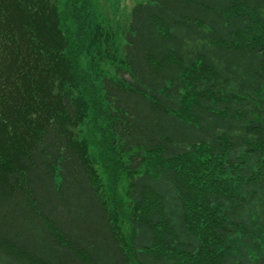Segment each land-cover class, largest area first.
I'll use <instances>...</instances> for the list:
<instances>
[{"label":"trees","instance_id":"1","mask_svg":"<svg viewBox=\"0 0 264 264\" xmlns=\"http://www.w3.org/2000/svg\"><path fill=\"white\" fill-rule=\"evenodd\" d=\"M87 4L71 39L53 0H0V264H264V0L136 4L100 89Z\"/></svg>","mask_w":264,"mask_h":264},{"label":"rangeland","instance_id":"2","mask_svg":"<svg viewBox=\"0 0 264 264\" xmlns=\"http://www.w3.org/2000/svg\"><path fill=\"white\" fill-rule=\"evenodd\" d=\"M56 2L61 14L62 27L64 32L74 38L73 33L77 32V24L73 16L74 0H53ZM89 7L83 17L90 16L88 26L85 28L88 32V39L83 52L80 54V66L89 72L95 81L98 89L102 88L103 80L107 76L119 77L120 68L124 67V46L127 42L126 35L129 31L131 22V13L134 6L144 0H87ZM83 1L80 2L82 6ZM86 35L83 36L85 38ZM82 38V39H83ZM109 41V43L107 42ZM93 112L88 109L85 116L86 125L83 126L81 136L87 138V153L92 164L97 171L100 183L109 188V178L105 172L104 162L101 158L103 149L99 146L101 132H97L93 122ZM99 124L105 125V119H99ZM101 144V143H100ZM101 147V148H100ZM130 178L127 174H122L118 180L120 195L127 201V189Z\"/></svg>","mask_w":264,"mask_h":264}]
</instances>
